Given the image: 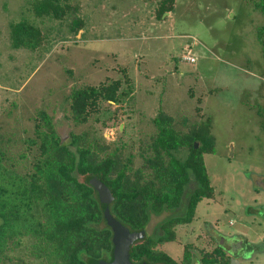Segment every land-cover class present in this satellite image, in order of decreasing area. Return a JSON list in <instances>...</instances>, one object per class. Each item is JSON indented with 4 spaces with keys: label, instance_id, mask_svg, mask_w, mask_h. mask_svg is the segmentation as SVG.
I'll return each mask as SVG.
<instances>
[{
    "label": "rangeland",
    "instance_id": "374dc122",
    "mask_svg": "<svg viewBox=\"0 0 264 264\" xmlns=\"http://www.w3.org/2000/svg\"><path fill=\"white\" fill-rule=\"evenodd\" d=\"M35 1L0 0V147L19 155L23 139L33 135L34 116L46 110L69 142L73 131L89 127L68 119L71 89L123 78L120 69L128 68L133 98L121 107L105 103L108 111L101 116L114 117L97 129L107 142L124 143L133 168L143 162L140 147L155 135L153 118L160 108L182 131L191 123L210 124L216 139L215 151L204 154L215 196L202 199L193 221L177 226V238L160 248L180 261L188 245L194 264L200 248L212 251L221 242L227 255H251L254 264H264V15L254 3L259 0H176L161 18L160 0H69L79 11L62 20L39 17ZM76 17L85 21L78 34ZM21 21L40 27L43 45L13 46L11 25ZM189 50L194 62L185 59ZM176 154L184 158L187 151ZM194 186L187 187L179 208L152 215L148 235H159L164 220L184 214Z\"/></svg>",
    "mask_w": 264,
    "mask_h": 264
},
{
    "label": "trees",
    "instance_id": "16d2710c",
    "mask_svg": "<svg viewBox=\"0 0 264 264\" xmlns=\"http://www.w3.org/2000/svg\"><path fill=\"white\" fill-rule=\"evenodd\" d=\"M35 2L39 17L62 20L79 11L69 0ZM175 3L160 0L157 17L174 10ZM254 3L264 15V0ZM84 24L83 18L76 17L73 30L78 34ZM11 30L16 48L37 49L45 41L40 27L26 21L12 24ZM120 71L124 79L71 89L68 119L76 127H89L73 131L69 142L63 141L54 116L46 110L34 116L33 135L23 139L19 155H9L0 147V264L111 262L114 232L92 183L95 177L112 192V216L132 232L147 229L152 215L179 208L187 187L194 182L184 214L167 218L159 226V235H146L129 249L133 263L192 264L190 246L180 261L160 246L177 238V226L193 221L202 199L215 196L204 154L215 151L216 139L210 124L191 123L182 131L176 127L175 117L160 108L153 118L155 135L140 147L143 162L133 168L124 143L107 142L97 129L98 124L103 129L114 117L101 116L108 111L105 103L121 107L136 91L128 68ZM179 151H187L186 156L179 157ZM21 250L24 254H17ZM201 254L206 264H231V257L220 246L212 251L203 249Z\"/></svg>",
    "mask_w": 264,
    "mask_h": 264
},
{
    "label": "water",
    "instance_id": "95a60500",
    "mask_svg": "<svg viewBox=\"0 0 264 264\" xmlns=\"http://www.w3.org/2000/svg\"><path fill=\"white\" fill-rule=\"evenodd\" d=\"M198 147V145H196ZM92 183L98 192L100 201L103 204L104 214L107 223L112 227L114 236V258L111 262H105L102 264H134L130 259V246L142 240L146 237V230L132 232L124 224H122L118 219L112 216L110 212V204L114 200L110 188L97 177L92 180ZM232 264H235L236 259L231 260ZM141 264H148L147 262Z\"/></svg>",
    "mask_w": 264,
    "mask_h": 264
},
{
    "label": "flooded vegetation",
    "instance_id": "af4514ba",
    "mask_svg": "<svg viewBox=\"0 0 264 264\" xmlns=\"http://www.w3.org/2000/svg\"><path fill=\"white\" fill-rule=\"evenodd\" d=\"M152 218V217H151ZM151 221V220H150ZM165 221V220H164ZM160 226V225H159ZM146 230V232H147V229H145ZM159 231H160V228H159ZM160 234V233H159ZM147 235H148V233H147ZM149 236H151V235H149ZM241 244V243H240ZM219 245L220 246H222V247H224L225 249H227V250H229V248H227L223 243H219ZM204 248H200V256L198 257V259H197V262L196 263H194V264H206L204 261H203V257H202V254H201V250H203ZM214 249V248H213ZM212 249V250H213ZM191 250H192V247H191ZM206 250V249H205ZM206 251H208V250H206ZM224 251V250H223ZM232 254H229V256L231 257V260H232V258L233 259H236V261L237 262H235V264H240L239 263V261H238V259H237V255H236V253H234V251H232L231 252ZM113 258H114V255H113ZM142 263H144V262H142ZM148 263V262H147ZM134 264H141V263H134ZM149 264V263H148ZM192 264H193V262H192ZM211 264H219V263H211ZM232 264V263H231Z\"/></svg>",
    "mask_w": 264,
    "mask_h": 264
},
{
    "label": "crops",
    "instance_id": "0c3cea01",
    "mask_svg": "<svg viewBox=\"0 0 264 264\" xmlns=\"http://www.w3.org/2000/svg\"><path fill=\"white\" fill-rule=\"evenodd\" d=\"M262 237L264 238V235ZM263 242H264V239H263ZM242 243H241V245H242ZM237 259H239L240 264H254L253 256H251V255H245L242 257H237Z\"/></svg>",
    "mask_w": 264,
    "mask_h": 264
},
{
    "label": "built area",
    "instance_id": "2783aa9c",
    "mask_svg": "<svg viewBox=\"0 0 264 264\" xmlns=\"http://www.w3.org/2000/svg\"><path fill=\"white\" fill-rule=\"evenodd\" d=\"M186 60L190 61V62H194L195 61V57H193L191 55V51L189 50L187 56L185 57Z\"/></svg>",
    "mask_w": 264,
    "mask_h": 264
}]
</instances>
